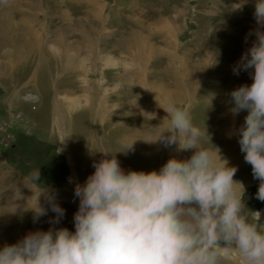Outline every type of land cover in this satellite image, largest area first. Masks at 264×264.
Returning <instances> with one entry per match:
<instances>
[{
	"label": "rangeland",
	"instance_id": "rangeland-1",
	"mask_svg": "<svg viewBox=\"0 0 264 264\" xmlns=\"http://www.w3.org/2000/svg\"><path fill=\"white\" fill-rule=\"evenodd\" d=\"M13 3L22 11L8 10L15 22L35 19L43 53L53 56L41 63L29 52L10 77L0 47V247L52 227L55 213L44 189L64 209L55 226L74 231L75 182L83 183L94 172L93 161L102 158L91 149L120 151L135 141L127 154H116L126 171L158 170L172 156L190 157L192 150L147 142L166 123L160 106L169 97L189 107L193 122L208 134L202 137L205 146L237 167L234 179L245 187L249 214L259 212L264 228L259 181L234 134L246 112H229L230 91L252 82L248 72H233L255 39L252 0L242 7L241 0ZM18 32L35 39L22 27ZM38 200L47 213L34 219L31 208ZM221 257V264H243L235 250L222 249Z\"/></svg>",
	"mask_w": 264,
	"mask_h": 264
},
{
	"label": "clouds",
	"instance_id": "clouds-1",
	"mask_svg": "<svg viewBox=\"0 0 264 264\" xmlns=\"http://www.w3.org/2000/svg\"><path fill=\"white\" fill-rule=\"evenodd\" d=\"M252 3L255 39L233 67L252 82L230 91L229 112H246L234 134L259 181L256 198L264 201V0ZM160 107L166 123L147 142L192 150L190 157L172 156L158 170L126 171L116 154H127L135 141L120 151L91 149L102 158L83 183L75 182L74 231L55 226L64 209L44 189L55 213L52 227L0 247V264H221L222 249L238 252L243 264H264L260 213L250 216L245 187L234 179L237 167L205 146L207 132L193 122L189 107L174 97ZM31 209L34 219L47 213L39 200Z\"/></svg>",
	"mask_w": 264,
	"mask_h": 264
},
{
	"label": "bare ground",
	"instance_id": "bare-ground-1",
	"mask_svg": "<svg viewBox=\"0 0 264 264\" xmlns=\"http://www.w3.org/2000/svg\"><path fill=\"white\" fill-rule=\"evenodd\" d=\"M13 2H17V0H0V47L3 48L2 54L9 59V62H10L9 71H12L9 74L10 77H13L12 74L14 75V72L20 67V65L26 63L25 57L29 54V52H32V51L36 52L38 54L37 56L38 60L41 63L44 60L49 64V60L53 56L51 52H48L47 54L43 53L42 45L44 44V37L42 35H39L41 31H40V28L35 27V24H36L35 19L31 18L30 20H28V23H25L27 22L26 20L21 21V22H15L13 16L9 14L8 10L10 8L14 9L15 13L21 14L22 12L20 11V9H17L18 7L17 8L15 7V4ZM19 27L24 28L25 31L28 32L29 38L31 36L35 38L33 41L34 43L30 42V40L27 41L28 39H27L26 34L23 35L22 33L18 32ZM43 33H45V29L43 30ZM67 33L68 32H66V34ZM20 34H22L23 36H21ZM64 34L65 32L63 30L62 31L60 30L59 32H57L59 43L63 45V48L64 46H66V42L65 41L62 42ZM20 39H22V41L26 40L27 42H23L21 44L20 42H18V40ZM23 69H26V68L24 67ZM57 108H59V105L54 107V109H57Z\"/></svg>",
	"mask_w": 264,
	"mask_h": 264
}]
</instances>
